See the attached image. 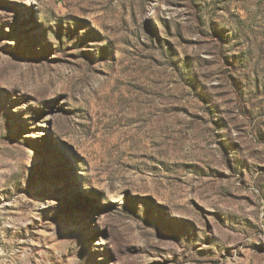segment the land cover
<instances>
[{"label": "rangeland", "instance_id": "obj_1", "mask_svg": "<svg viewBox=\"0 0 264 264\" xmlns=\"http://www.w3.org/2000/svg\"><path fill=\"white\" fill-rule=\"evenodd\" d=\"M0 264H264V0H0Z\"/></svg>", "mask_w": 264, "mask_h": 264}]
</instances>
